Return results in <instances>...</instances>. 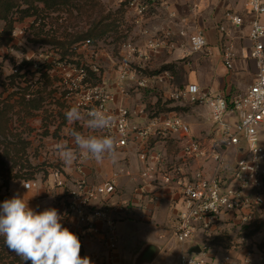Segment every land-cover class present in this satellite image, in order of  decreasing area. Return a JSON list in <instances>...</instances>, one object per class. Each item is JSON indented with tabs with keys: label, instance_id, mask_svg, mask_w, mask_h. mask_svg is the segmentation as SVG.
Returning a JSON list of instances; mask_svg holds the SVG:
<instances>
[{
	"label": "crops",
	"instance_id": "1",
	"mask_svg": "<svg viewBox=\"0 0 264 264\" xmlns=\"http://www.w3.org/2000/svg\"><path fill=\"white\" fill-rule=\"evenodd\" d=\"M101 1L116 7L123 0ZM165 1L168 5L167 10H162L156 18L149 19L150 25L157 28L165 26L176 28L183 25V22L177 19L185 18L186 22L189 21L204 30L208 40V46L204 50L186 55L185 49L177 48L152 55L142 64V72L150 80L147 86H139L135 80L119 81L117 77L119 59L112 58L107 49L100 47L103 45L100 40L87 47L81 46L75 53V59L88 65L97 63L99 68H104L102 80L116 93V103L125 105L133 112L136 122L145 124L151 117L177 114V111H180L179 115L183 116L190 125L191 135L209 146L213 139L219 136L217 133L214 134L209 108L205 104H184L174 100L170 98V89L196 83L211 93H220L231 99L244 93L255 82L257 67L249 54L251 15L247 12V0ZM194 3L198 6L193 7ZM169 10L176 12L177 19L168 16ZM228 11L242 15L245 19L244 23L239 26L231 23L226 18ZM261 20L264 21V16ZM221 24L231 29L228 36L219 30ZM128 29L130 31L128 37L138 42L144 40V37L138 33V26L132 28L128 26ZM226 36L235 51L232 69L222 60L221 43ZM185 45L187 47V41ZM164 70H169L174 77L171 87L167 83L166 76L161 74ZM54 75L55 72L50 76L54 77ZM159 75L164 79L163 82L158 80ZM161 98L164 105L160 106ZM41 109L38 108V111ZM227 120L235 123L238 117L234 113H229ZM80 125L82 131L87 132L83 127V121ZM54 128L56 130L58 125ZM60 134L61 137L55 138L51 134L44 140L42 148L51 154L38 159L40 162L47 161L48 165L36 174L34 178L36 184L30 186L28 191L22 185L25 180H11L7 199L16 195L21 197L26 195L25 199L30 198L29 207L36 212L46 208H56L64 217L61 221L62 225L81 237L82 257H90L93 264H177L183 246L175 235L174 220L179 207L177 202L179 194L176 188L166 185L160 189L159 200L151 199L150 194H143L137 188L138 174L145 167L139 155L145 150L146 143L129 141L125 146H117L116 159L114 161L106 159L100 164L94 159L81 156L76 150L77 158L71 166H67L59 158L56 144L64 142L75 150L70 136V124L63 127ZM180 143L181 140L176 136L152 137L149 140V151L160 155L155 159H161L159 163L163 167L166 161L173 160L172 156ZM226 154L232 158L228 160V157H225L228 166H234L238 155L237 148L229 147ZM213 166L214 162H211L210 173L213 171ZM57 167L62 170V185L55 181L53 174ZM115 173H118L117 176H114ZM81 178H86L91 184L115 178V193L95 201L88 209L89 213L97 209L105 214L94 217L92 227L81 222L76 215L67 212L70 190ZM3 201L0 199V205ZM256 224L253 225V229ZM216 227L209 241H206L208 233L203 231L205 235L203 232L199 233L198 237L185 245L188 248L193 245L201 247L204 243H208L210 259L207 264H217L226 253L240 262L246 251L254 246L264 252V227L247 235L245 239L237 232L231 215L225 216ZM111 234L116 237L115 246L110 245ZM248 264H264V261L260 263L258 255L254 254Z\"/></svg>",
	"mask_w": 264,
	"mask_h": 264
},
{
	"label": "built area",
	"instance_id": "2",
	"mask_svg": "<svg viewBox=\"0 0 264 264\" xmlns=\"http://www.w3.org/2000/svg\"><path fill=\"white\" fill-rule=\"evenodd\" d=\"M121 2H125L127 23L125 22L123 27L127 36L119 43V81L135 80L139 86H147L150 80L143 74L142 64L152 55L177 48L185 49L184 52L188 55L202 51L208 46L204 30L189 21L186 22L185 18L177 19L174 11L169 10L168 16L179 22L181 20L183 25L176 28H157L150 25L149 19L156 18L162 10H167L165 0ZM197 6L198 4L194 3L193 7ZM247 12L251 15L249 54L254 59L257 70L255 82L244 93L227 99L224 95L211 93L196 83L173 88L172 73L169 70L161 72L170 84V98L184 104H205L209 108L214 134H219L209 146L192 136L188 122L176 113L151 117L145 124L136 122L128 107L116 103V93L104 80L88 82L89 71L101 75L97 63L88 65L64 58L53 61L60 70L66 96L71 99L72 105H78L82 112L98 108L113 117L111 127L103 134L115 137L117 146H125L129 141L146 143L145 150L139 155L145 167L138 174V190L143 194H150L153 200H159L160 189L166 185L176 188L179 207L174 220L175 235L183 246L177 264H207L210 259L208 243H204L199 252L190 251L185 245L195 239L198 231L208 233L206 241H209L217 228L216 225L227 215H231L236 230L243 239L251 234L255 223H264V21L261 20L264 16V0H247ZM226 18L237 26L245 21L242 15L233 11H228ZM128 26H138V33L144 40L138 42L128 37ZM219 30L227 36L231 32L225 24H221ZM227 36L222 40L221 54L225 65L232 69L235 51ZM92 44L87 39L75 44L73 51L76 53L81 46ZM158 80L164 81L160 75ZM229 113L237 115L238 120L235 123L227 120ZM169 136L179 137L180 150L172 156L173 160L166 161L162 167L159 163L161 159H155L160 155L149 151V140L152 137ZM229 147H236L238 153L232 167L228 166L225 159ZM211 162H214V166L210 173ZM53 174L55 181L62 185V170L57 167ZM114 179L98 184H91L86 178L77 180L69 193L67 212L92 227L94 217L105 214L97 209L89 213L88 209L95 201L115 193ZM24 184L34 186L36 181L27 180ZM77 236L81 241V237ZM115 240V235L111 234V246H115ZM82 251L81 242V256ZM254 254L258 255L260 263L264 261V252L254 246L246 251L240 262L226 253L217 264H248Z\"/></svg>",
	"mask_w": 264,
	"mask_h": 264
},
{
	"label": "rangeland",
	"instance_id": "3",
	"mask_svg": "<svg viewBox=\"0 0 264 264\" xmlns=\"http://www.w3.org/2000/svg\"><path fill=\"white\" fill-rule=\"evenodd\" d=\"M103 4L106 9L103 15H106L109 9L112 11L119 9V5L111 7ZM2 7L3 3H0V9ZM24 7V5L15 6L9 13L7 21L0 19V102L9 104L7 107L10 109L8 123L12 133L28 141L25 149L20 151L22 164L15 168L18 174L22 176L19 179L27 181L34 180L32 177H36V174L45 169V165H48L47 161H38L40 157H48L51 154L42 148L44 140L51 134L55 138L62 136L60 132H62L63 127L69 125L65 112L73 105L71 99L66 96L67 92L62 84L61 73H58L59 69L53 62L60 58L57 45H62V42H64V46L68 44L64 29L57 26L62 23L67 12L56 11L53 7L45 8L43 3L35 2L34 7H38L35 9L37 11L32 9L33 15L17 19L14 28H11V32L8 31L10 28L7 27L10 26L9 19L11 20L12 15L13 18L17 17L18 13L21 15L20 12ZM41 7H44L43 10H40ZM111 21V19H105L103 23L106 24ZM78 23L79 26L70 27L68 31L72 28L86 29L88 27L84 19ZM119 31L116 33L114 30H110L100 39L103 44L100 47L107 49L110 56L116 60H120L119 43L123 38V33ZM46 41L49 43H45ZM72 53L67 55L64 60L81 63V60L75 59V52ZM48 68H51L50 71ZM100 71L103 75L104 68L101 67ZM54 72V77L50 76ZM93 73L89 71L88 82L95 83L98 82L99 78L102 79L101 75L98 76ZM161 105H164L162 98L160 99ZM37 106L42 108L41 111L34 109ZM179 112L177 111V114ZM80 122L70 124V132L72 129L83 132ZM53 125H58V128L55 130ZM179 150L180 148L177 146L176 153ZM227 157L228 160H232L229 155ZM26 159L31 162L30 167L24 163ZM3 179L4 177L0 176V185L3 183ZM2 192L7 193V189H2ZM202 232L199 231L196 237ZM192 249L193 247H189L190 251Z\"/></svg>",
	"mask_w": 264,
	"mask_h": 264
},
{
	"label": "clouds",
	"instance_id": "4",
	"mask_svg": "<svg viewBox=\"0 0 264 264\" xmlns=\"http://www.w3.org/2000/svg\"><path fill=\"white\" fill-rule=\"evenodd\" d=\"M65 117L69 124L83 121V127L87 130H71L75 150L64 142L56 144L59 158L65 165H72L77 158L76 150L98 164L106 159H116V138L103 134L111 127L112 116L98 108L82 112L78 105H73L65 112ZM22 185L30 190V185ZM25 196H13L0 205V236L8 249L31 264H93L90 257L80 255L81 241L62 225L64 217L58 210L46 208L36 212L29 207L30 198L25 199Z\"/></svg>",
	"mask_w": 264,
	"mask_h": 264
},
{
	"label": "trees",
	"instance_id": "5",
	"mask_svg": "<svg viewBox=\"0 0 264 264\" xmlns=\"http://www.w3.org/2000/svg\"><path fill=\"white\" fill-rule=\"evenodd\" d=\"M35 2L43 3L45 8L53 7L56 11L67 12V16L62 19V23L57 25L58 28L61 27L64 29V34L66 38H68L67 46H64V42H62V45H57L60 59L65 58L69 54H73V46L75 44L84 42L87 39L93 44L97 43L110 30H114L118 33L120 29L119 32L123 33L121 41L127 36L126 30L123 27V24L126 22L125 2H121L119 9L115 11L109 9L106 15H103L106 9L101 0H0V3H3L2 9H0V19L5 21L8 20L9 13L12 12L15 6H25L20 12L21 15L18 13L17 17L13 18L12 15L11 20L9 19L10 26L7 27L10 28L8 31L11 32V28H14L17 19H23L33 15L32 9L37 11L35 9L38 7H34ZM44 7H41L40 10H43L42 8ZM81 19L86 20V25L88 27L86 29H74L79 26L78 22H81ZM105 19H111L112 21L104 24L103 21ZM70 27L74 28L68 31ZM45 43L49 42L46 41ZM49 69L51 68H48V70ZM100 80L99 78L98 82ZM0 103V176L4 177L3 183L0 185V198L6 200L8 198V193H3L2 189L5 188L8 190L11 180L22 178L15 168L22 164L20 151L25 149L28 141L12 133V129L8 123V113L10 109H7V107L9 104L7 105L2 101ZM38 108L40 107H34V109ZM8 162H10V165H8ZM24 163L29 167L31 166V162L27 159L24 160ZM262 227H264V223H257L255 228L251 231V234L257 232ZM0 264H31V262H24L21 257L9 250L5 244L4 238L0 236Z\"/></svg>",
	"mask_w": 264,
	"mask_h": 264
},
{
	"label": "water",
	"instance_id": "6",
	"mask_svg": "<svg viewBox=\"0 0 264 264\" xmlns=\"http://www.w3.org/2000/svg\"><path fill=\"white\" fill-rule=\"evenodd\" d=\"M150 249H151V248H150ZM200 249H201V247H199V246H195V247H193V249H192L191 251H193V252H199Z\"/></svg>",
	"mask_w": 264,
	"mask_h": 264
}]
</instances>
